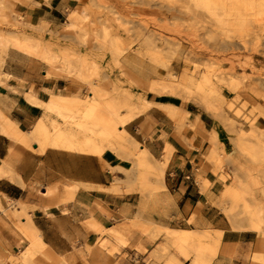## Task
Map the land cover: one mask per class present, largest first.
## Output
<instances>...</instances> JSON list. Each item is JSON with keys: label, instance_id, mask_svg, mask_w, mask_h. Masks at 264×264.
<instances>
[{"label": "crops", "instance_id": "0c3cea01", "mask_svg": "<svg viewBox=\"0 0 264 264\" xmlns=\"http://www.w3.org/2000/svg\"><path fill=\"white\" fill-rule=\"evenodd\" d=\"M2 1L3 13L16 17L25 34L35 28L45 37V31H50L54 38L69 23L71 14L87 4L86 0H23L12 6ZM6 22L0 17L2 39L12 33ZM1 44L0 115L23 133L45 124L76 135L53 112L61 115L65 108L69 112L74 108L78 112H71V118L82 117L79 107H86L87 87L69 77L51 76L43 61ZM125 65L145 81L158 77L150 63L133 55ZM27 95L35 97L37 104ZM150 102L155 107L134 117L125 128L155 160L164 161L171 150L166 190L158 196L128 191L131 183L126 182L124 170L131 169L132 162L110 152L103 154V142L90 151L42 150L38 144L26 146L6 136L0 119V173H6L0 174V264H16L19 257L23 264H191L194 255L185 258L166 233L151 239L164 228L201 234L211 231L219 242L211 264L245 263L258 233L235 229L227 218L220 217L216 203L223 184L203 171L211 149L210 134L216 135L220 150L231 153L229 131L211 113L193 106L189 113L197 126L195 132L177 125L164 111L166 106L178 107L175 99L157 100L149 93ZM160 104L164 110L156 107ZM200 177L212 183L206 192L201 190ZM116 181L120 182L117 192L111 189ZM140 227L149 233L142 234Z\"/></svg>", "mask_w": 264, "mask_h": 264}, {"label": "rangeland", "instance_id": "374dc122", "mask_svg": "<svg viewBox=\"0 0 264 264\" xmlns=\"http://www.w3.org/2000/svg\"><path fill=\"white\" fill-rule=\"evenodd\" d=\"M6 1L12 6L17 2ZM86 2L82 11L76 12L78 20L75 26L68 28L65 24L54 38L50 31H45L48 34L45 37L43 32L39 34L35 28L25 34L24 28L16 22V17L7 11L3 13L5 7L0 0V17L7 19L6 24L12 30L11 36L3 38V41L10 48L39 59L49 67V63L52 62L64 71L55 76L69 77L87 87L88 92L84 93L83 100L90 101V96L95 97L94 106L91 108L90 103L87 110L85 106L79 107L82 117L71 118V112H78V109L74 108H70V112L65 108L60 111L61 115L53 113L57 115L59 123L65 128L72 129L76 136H94L97 139V147H102L100 142H103V154L110 152L132 162L133 167L124 170L127 175L126 182L131 183L128 191H136L143 196H158L166 190L162 181L153 174L155 161L152 160L150 166L142 165L129 149L123 146L122 139L116 128L114 129L119 123L130 121L147 110L149 93L157 100L175 99L178 107L172 106L174 109L172 118L177 125L187 126L195 132L197 126L192 123V115L189 113L191 107L196 106L199 110L203 109L219 119L229 131L231 153L220 150L216 135L210 134V151L213 150L214 154L211 161L206 158L207 166L203 171L212 174L223 184L216 203L222 212L220 217L227 218L235 229H249L258 233L257 243L244 264H264L262 6L251 3L248 13L242 14L249 22L248 25L244 22L242 28H233L221 26L207 12L193 5L194 9L190 4L188 10L180 8L178 3L179 7L175 11L177 17L172 21L173 25L168 20L170 13L168 3L165 5L167 1L163 3L160 0L161 4L157 5L154 0H86ZM191 11H195L199 17L196 18L195 13L192 14ZM156 37L159 39L156 40L158 44L154 41ZM171 43L175 53L169 50ZM152 45H156L157 48ZM35 48H38L37 52ZM177 49L184 50L176 53ZM132 55L150 63L159 77L177 83L173 84L168 80L158 82L156 79L151 83L142 81L141 77L134 75L125 65ZM158 56H161L160 60ZM171 57L180 62L169 63ZM186 59L194 60L195 63L186 66L184 64ZM63 112L65 116L62 115ZM103 117L110 120L114 129L109 132L110 134L106 133L105 137L102 127L96 122ZM168 153L171 154V150H168ZM119 183L116 181L115 184L118 186L117 191ZM199 183L203 192L212 186L210 181L202 180L201 177ZM229 187L233 188V192L227 196L225 191ZM140 232L146 235L149 229L140 227ZM207 232L209 237L202 233L199 241L177 246L185 258L194 255L191 264H211L216 257L219 242L213 238L211 231ZM162 233H166L170 238L168 229L164 228V232L158 229L151 239ZM217 235L220 237L221 233L218 232ZM121 244L126 245L127 242L121 241ZM14 263L23 264L20 257Z\"/></svg>", "mask_w": 264, "mask_h": 264}, {"label": "bare ground", "instance_id": "6f19581e", "mask_svg": "<svg viewBox=\"0 0 264 264\" xmlns=\"http://www.w3.org/2000/svg\"><path fill=\"white\" fill-rule=\"evenodd\" d=\"M16 1L17 2L20 1V3H21V1H23V0H16ZM30 1H32V0H30ZM30 1H28V2L31 3ZM154 1H155L156 5L160 3L159 2L160 0H154ZM165 1H167L165 3V5H167V3H168V8H169L168 10H169V13H170V19H168V20H170L173 25H174V23L172 21L174 19L176 20V17H177V15H175V13H176L175 11H177L176 8L179 7L178 3L180 4V8H182V9H188L189 8V4L191 6L194 5L195 8L200 9V10H202L204 12H207L210 16L215 18V20L221 26H223V27H233V28H242L244 26V22H246V25H248L249 22H247V20H245L243 15L248 13L247 11L249 10V6H251L250 5L251 3L255 4V5L257 4V5L262 6V8L264 10V0H164V1L162 0L163 3ZM28 2H27V4H29ZM194 6H193V8H194ZM252 6H254V5H252ZM250 8H253V7H250ZM263 10H262V13L264 14ZM196 11H198V10H196ZM76 12L77 11H74L73 14L70 16L69 23L67 24L68 28L75 26V24H76V22L78 20V16L76 15ZM191 12L190 13L188 12V13L191 14ZM193 12L195 13V11H193ZM193 12H192V14H194ZM199 13L200 12L198 11V14ZM194 15H195V17L196 16L199 17L200 14L196 15V13H195ZM194 15H193V17H194ZM251 16H253V15H251ZM218 23H217V25H218ZM155 28H156V26H155ZM218 29L221 32V29L220 28H218ZM249 29H250V27H248V31H249ZM170 30H172V29H170ZM225 30H226V28H225ZM228 31H230V30H228ZM236 31H238V30H236ZM155 32H157V31H155ZM243 32H245V30ZM158 37H160V36H158ZM156 40H159V39L156 37V39L154 41H156ZM0 41H1L0 44L2 43V44H4V46H6L2 38H0ZM152 44H153V42H152ZM156 44H158L157 41H156ZM172 44L173 43H171V49H169V50H170V52L172 51L173 53H175ZM228 45H226V46H228ZM152 46H156V45H152ZM178 46H179V44H178ZM1 47L3 48V46H1ZM155 48H157V46ZM181 49H182V47H181ZM181 49H179V50L177 49L176 53L178 51L181 52V51L184 50V49L183 50H181ZM37 50H38V48H35V52H37ZM164 53H166V52H164ZM159 57H161V56H158V59H159ZM0 58H1V56H0ZM2 60H4V59H2ZM166 61H168V60H166ZM184 61H185V63H184L185 65L186 64L190 65L191 63H195V61L191 60V59H186ZM2 62H4V61H2ZM170 62L174 63V62H180V61L179 60L176 61V58L171 57V59H169V63ZM49 64H50V67H51V71H50L51 75H59L60 72H64V71H62L61 68L56 67L52 62H50ZM156 65H157V63H156ZM131 72L134 75L137 76L136 72L134 73L132 70H131ZM1 74L4 75L3 73H1ZM0 79H1V76H0ZM140 79L142 81H144L142 78H140ZM167 80H168V82L173 83V84L177 83L176 81H171V80L166 79V78L164 79V78H161L159 76L156 78V81H158V82H164V81H167ZM181 81L182 80H180V82ZM147 82L151 83V81H147ZM0 83H1V80H0ZM27 96H28L29 101H31L34 104L35 103L37 104V102H36L37 100L35 99V97H33L31 95H27ZM94 98L95 97L90 96V101H86V107L90 103H91V108H92V106H94ZM67 99H69V98H66V100ZM75 100L82 102L78 98H76ZM147 104H148L147 108H152L155 105L152 102L147 103ZM158 106L159 107L160 106L163 107L164 104L163 105H161V104L157 105L156 107H158ZM164 109H162V110L167 111L169 113V115H171V117L174 116V109H173V107L171 105L168 106V107L166 106ZM2 115H0V119H2V121H4L5 125H3V126L1 125V127H2L3 131L6 133L5 135L6 136L8 135L12 140H14V141H16L18 143H21L23 145H26V146H32L33 144L34 145L38 144L39 147H41L42 150H45L48 147H57V148H61V149H67V150H70V151H77V150L90 151L89 150L90 147H94L95 144H96V140L97 139L94 136H84V138L83 137H78L76 135L70 134L68 131H66V130L60 128V127L49 128L45 124L38 125L36 127V129L34 131H32V132L23 133L20 130H18L17 125L15 123L10 121L9 119H6L7 117L6 116H2ZM96 122L98 123V125H100L102 127L101 130H103V136L104 137L106 136V133L108 134L110 131H112V130H114L116 128L117 134L120 136V138L122 139V141L124 143L123 146L126 149H129V151L132 153V155L135 156L138 159V161H140V163L142 165L150 166L152 160H154L155 161V166L153 167V174H154V176L156 178H159L162 181V185L164 186L165 170H166V165L168 163L169 157H167L164 161L155 160L153 158L152 154L150 153V151L147 148L143 147L126 130L125 126H126V123L129 122V120L126 121V122L119 123L118 125H116L114 127V129H113L112 123L110 122V120L108 118H104L103 117V119H99ZM1 124H3V123H1ZM90 132H95V131H90ZM169 154L170 153H168L167 155H169ZM213 154H214V151L211 150L210 153L207 156L208 160H210V161L212 160ZM0 174L1 175H5L6 173L1 171ZM111 189H112V191H116L117 192L118 186H113ZM232 192H233V188L229 187L225 191V195L228 196ZM254 228H256V227H254ZM168 233L170 235V240L173 241L176 245H186V244L192 243L194 241H199L200 240V235H202L199 232H194V231H189V230H179V229H174V230L168 229ZM203 234H204L205 237H209V232L204 231ZM41 247L43 249H45L48 253L52 254L51 252H49L47 250V247H45L44 245L41 244Z\"/></svg>", "mask_w": 264, "mask_h": 264}]
</instances>
